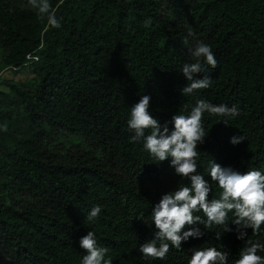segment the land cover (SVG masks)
Here are the masks:
<instances>
[{
    "label": "trees",
    "instance_id": "1",
    "mask_svg": "<svg viewBox=\"0 0 264 264\" xmlns=\"http://www.w3.org/2000/svg\"><path fill=\"white\" fill-rule=\"evenodd\" d=\"M49 2L59 28L29 0H0V72L19 75L0 74V264H81L88 231L111 264H189L207 247L234 264L245 244L231 213L232 231L195 225L203 235L166 259L143 257L140 245L156 231L153 206L188 181L170 159L159 164L133 142L127 122L142 95L162 125L199 99L234 105L235 117L204 114L209 135L198 146V172L211 182L215 160L264 173V0ZM198 41L211 46L217 66L205 65L209 88L185 96L181 69L194 62L187 50ZM234 135L244 141L233 145ZM211 186L210 198H219ZM246 231L264 244V225Z\"/></svg>",
    "mask_w": 264,
    "mask_h": 264
},
{
    "label": "clouds",
    "instance_id": "2",
    "mask_svg": "<svg viewBox=\"0 0 264 264\" xmlns=\"http://www.w3.org/2000/svg\"><path fill=\"white\" fill-rule=\"evenodd\" d=\"M30 5L45 16L50 28H59L60 22L52 10L49 0H29ZM148 26V23H145ZM188 54L194 62L185 63L181 73L188 81L181 89L182 95H191L211 85L208 67L215 69L217 60L211 46L203 41L188 48ZM206 73L203 78L197 74ZM151 97L142 95L139 102L130 109L128 128L134 133L133 142H142L143 148L161 164L170 159V167L188 186L177 187L163 194L152 208L154 237L140 245L139 251L145 259L164 260L171 248L180 250L182 243L189 238H200L203 233L195 225L210 229L221 226L224 232L232 231L228 220L236 226L237 238L244 241L245 247L239 252L234 264H264V244L248 239L247 229L259 232L264 225V173L260 170H248L245 173L222 166L213 160L209 168L211 182L198 172V146L208 137L204 127V114L231 118L239 115L236 106L213 104L199 99L188 115L174 114L170 122L163 125L150 112ZM227 125V119L222 121ZM171 124V128L169 127ZM244 141L242 135L230 138L233 145ZM212 182L222 190L219 198H210ZM101 212L100 206L93 207L87 219L91 222ZM202 212L204 219L197 213ZM189 226L188 230H184ZM80 248L85 252L81 264H111L105 261L108 249L97 243L95 233L88 231L79 240ZM229 253L215 247L197 248L193 251L189 264H229Z\"/></svg>",
    "mask_w": 264,
    "mask_h": 264
},
{
    "label": "rangeland",
    "instance_id": "3",
    "mask_svg": "<svg viewBox=\"0 0 264 264\" xmlns=\"http://www.w3.org/2000/svg\"><path fill=\"white\" fill-rule=\"evenodd\" d=\"M0 74H1V76H6V78H12L13 77V79H18V77H19V75H11L7 70H3V71H1L0 72ZM22 77H24V75L22 76ZM22 77H20V78H22Z\"/></svg>",
    "mask_w": 264,
    "mask_h": 264
}]
</instances>
